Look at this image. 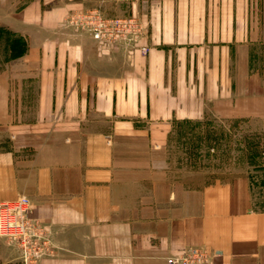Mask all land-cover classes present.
Masks as SVG:
<instances>
[{
    "label": "crops",
    "instance_id": "1",
    "mask_svg": "<svg viewBox=\"0 0 264 264\" xmlns=\"http://www.w3.org/2000/svg\"><path fill=\"white\" fill-rule=\"evenodd\" d=\"M88 9L138 17L148 51L65 23ZM9 20L24 50L0 72V203L29 199L49 241L30 264H166L193 248L264 264L249 179L179 183L160 155L174 123L208 110L264 120V0H28ZM0 264H25L1 236Z\"/></svg>",
    "mask_w": 264,
    "mask_h": 264
},
{
    "label": "rangeland",
    "instance_id": "2",
    "mask_svg": "<svg viewBox=\"0 0 264 264\" xmlns=\"http://www.w3.org/2000/svg\"><path fill=\"white\" fill-rule=\"evenodd\" d=\"M27 1L0 0V72L23 54V39L11 32L17 24L11 25L9 18ZM160 155L161 170L179 183L198 186L247 177L255 208L264 210L263 117L217 115L208 110L200 119L178 121Z\"/></svg>",
    "mask_w": 264,
    "mask_h": 264
},
{
    "label": "built area",
    "instance_id": "3",
    "mask_svg": "<svg viewBox=\"0 0 264 264\" xmlns=\"http://www.w3.org/2000/svg\"><path fill=\"white\" fill-rule=\"evenodd\" d=\"M65 23L86 30L96 43L115 45L126 43L131 48L138 47L142 53L148 51L146 45L139 44L144 36L142 21L134 16L106 17L98 9L70 12ZM29 199L25 195L0 203V236L17 243L25 264L49 250V241L39 223L27 217ZM166 264H210L206 250L193 248L180 255L166 257Z\"/></svg>",
    "mask_w": 264,
    "mask_h": 264
}]
</instances>
